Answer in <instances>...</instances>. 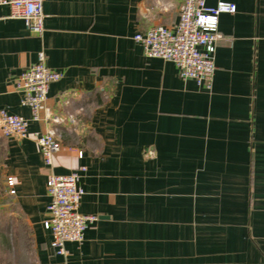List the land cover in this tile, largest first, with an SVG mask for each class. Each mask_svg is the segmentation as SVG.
I'll list each match as a JSON object with an SVG mask.
<instances>
[{
	"label": "crops",
	"instance_id": "1",
	"mask_svg": "<svg viewBox=\"0 0 264 264\" xmlns=\"http://www.w3.org/2000/svg\"><path fill=\"white\" fill-rule=\"evenodd\" d=\"M226 1L212 89L134 38L174 27L182 0H44L42 36L0 4V108L31 117L15 81L39 51L63 73L46 101L61 122L0 133V264H264V0ZM80 167L98 219L58 255L47 180Z\"/></svg>",
	"mask_w": 264,
	"mask_h": 264
},
{
	"label": "built area",
	"instance_id": "2",
	"mask_svg": "<svg viewBox=\"0 0 264 264\" xmlns=\"http://www.w3.org/2000/svg\"><path fill=\"white\" fill-rule=\"evenodd\" d=\"M0 4L12 7L11 17L22 19L26 29L42 36L45 31L44 0H0ZM237 11L234 2L217 0L214 6L207 0H182L179 22L174 27L157 25L135 35L148 57L172 61L182 79H194L199 85L212 89L216 71L217 42L222 37L219 30L220 15ZM63 73L51 68L44 50L38 60L27 66L16 79V87L23 93L22 105L31 110V117L11 114L0 108V133L5 136L24 137L31 121L48 120L59 123L63 119L52 114L46 105L51 83L60 80ZM73 121L72 118H70ZM43 160L52 167L54 155L61 149L53 129L47 130L40 140ZM82 155V152H79ZM80 167L69 174H51L47 180L50 196L48 218L44 227L51 232L52 248L58 255H67L68 242L81 243L85 231L98 217L80 212L85 190L80 186L83 171ZM13 177L8 185L15 193Z\"/></svg>",
	"mask_w": 264,
	"mask_h": 264
}]
</instances>
